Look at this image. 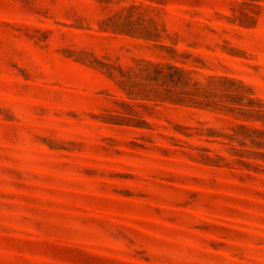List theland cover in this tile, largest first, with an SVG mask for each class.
<instances>
[{
    "label": "rangeland",
    "instance_id": "obj_1",
    "mask_svg": "<svg viewBox=\"0 0 264 264\" xmlns=\"http://www.w3.org/2000/svg\"><path fill=\"white\" fill-rule=\"evenodd\" d=\"M0 264H264V0H0Z\"/></svg>",
    "mask_w": 264,
    "mask_h": 264
}]
</instances>
